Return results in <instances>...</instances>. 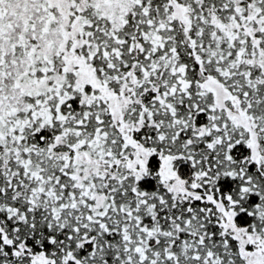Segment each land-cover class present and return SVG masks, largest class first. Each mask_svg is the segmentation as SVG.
I'll use <instances>...</instances> for the list:
<instances>
[{"label": "snow or ice", "instance_id": "6c2138e0", "mask_svg": "<svg viewBox=\"0 0 264 264\" xmlns=\"http://www.w3.org/2000/svg\"><path fill=\"white\" fill-rule=\"evenodd\" d=\"M0 264H264V0H0Z\"/></svg>", "mask_w": 264, "mask_h": 264}]
</instances>
